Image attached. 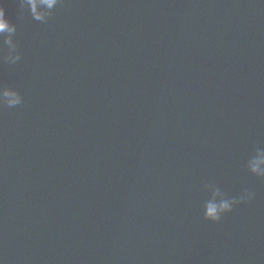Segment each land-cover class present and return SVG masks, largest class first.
<instances>
[{
	"label": "water",
	"instance_id": "95a60500",
	"mask_svg": "<svg viewBox=\"0 0 264 264\" xmlns=\"http://www.w3.org/2000/svg\"><path fill=\"white\" fill-rule=\"evenodd\" d=\"M36 4L0 0V264H264V0Z\"/></svg>",
	"mask_w": 264,
	"mask_h": 264
},
{
	"label": "clouds",
	"instance_id": "9594fccd",
	"mask_svg": "<svg viewBox=\"0 0 264 264\" xmlns=\"http://www.w3.org/2000/svg\"><path fill=\"white\" fill-rule=\"evenodd\" d=\"M42 2L46 4L48 8H52L57 4L58 0H42ZM31 3H32L33 11L35 12L36 7H37L36 0H31ZM37 18L38 19L42 18L40 13H37ZM11 30L12 29L10 28L8 21L5 19L4 10L0 8V33H3L5 31H11ZM3 95L6 98V102L9 105H15V104L21 103V97L15 92L6 90L3 93ZM262 163H264V160L254 162L252 170L254 172L264 174V170H262L259 166ZM230 208H231V205L228 202H222L220 205H217L214 203L209 204L208 210H207L208 218L213 221H218L220 219L221 214L223 212L230 211Z\"/></svg>",
	"mask_w": 264,
	"mask_h": 264
}]
</instances>
